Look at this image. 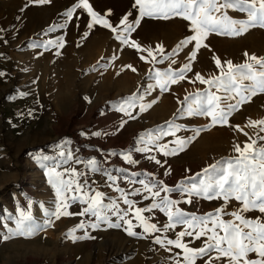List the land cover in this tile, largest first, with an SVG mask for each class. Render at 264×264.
Masks as SVG:
<instances>
[{
  "label": "snow or ice",
  "instance_id": "obj_1",
  "mask_svg": "<svg viewBox=\"0 0 264 264\" xmlns=\"http://www.w3.org/2000/svg\"><path fill=\"white\" fill-rule=\"evenodd\" d=\"M50 2L51 0H29V3L35 4ZM133 7L138 8L139 13L134 21H129L131 13H128L117 25H113L105 16L93 10L89 0H77L63 14L66 17L64 24L52 25L47 31L52 32L57 27H66L79 9L90 17L87 24L89 31L84 33L83 38L89 35L94 26L99 25L110 30L113 38L121 45L135 49L138 53H147V55L141 54L139 59L153 65L146 75L154 83H148L143 92L138 90L123 98L116 107L117 111L130 119H136L132 109L138 107L139 112L143 113L152 107L156 101L145 103L144 99L157 88L160 92H168L171 85L184 80L193 84L198 82L205 86L203 89L186 94L182 100L178 99L177 103L180 107L173 114V119L155 129L141 133L137 139L139 146L134 150L148 153L146 159L164 167L166 161L150 154L154 149L164 157L177 155L184 151L202 131L211 127L231 126L247 139L242 147L238 142L233 143L234 155L215 160L202 168L200 172L184 177L175 186L167 185L154 173L149 172L144 174L148 179L129 181L130 184L139 183L141 187L125 191L116 184L117 177L101 169L96 159L84 162L85 167L92 172H106L108 181L111 182L108 186L119 193L118 198L106 196L105 193L92 188L84 172H78L74 167H63L70 161L81 163V160L71 151L61 150L58 153L60 159L38 155L36 159L42 164L44 161L52 162L51 166L45 165V167L48 183L55 192L54 210L45 209L47 219L43 223H37L31 211V201L27 210L17 205L15 217L7 214L3 218L13 220L15 224L14 228H8V235H5L3 239L7 240L14 235H34L42 228L50 227L53 217L59 220L61 217L78 215L94 219L81 220L65 233L73 242L94 238L89 236L87 229L95 230L103 224L110 228L123 226L128 236L141 238H148L158 233L174 232L177 227H180L181 230L175 232L174 239L168 238L167 235H155L153 238L154 244L171 254V264H198L200 261H203V264H264V135H261L264 133V118L247 120L245 127L255 129L252 135L244 132L239 125H230V117L240 111L242 105L251 102L258 94H264V57L246 51L243 53L244 62L236 64L232 60L222 61L213 53L212 60L218 74L205 77L196 72L194 77L188 76V73L193 71V64L197 62L200 50H211L205 43L210 34L238 37L250 29L264 28V0H135ZM230 12L241 13L244 18H235L229 14ZM145 17L163 20L180 17L189 23V31L192 34L168 52L161 44H157L155 49L144 48L131 37ZM190 45L187 62L179 68H174L173 65L177 61L171 58L179 55L182 49ZM32 46L43 47L45 50L52 47L62 49L65 41L63 37H60L47 39ZM55 54L61 53L57 51ZM103 59L101 57V60ZM166 61H170L167 68L154 67ZM107 66V64L101 65L98 60L91 70L95 71L98 67L107 68ZM125 67L134 73L137 71L132 65L123 66L121 71ZM5 75L6 73L0 71V77ZM180 117H206L209 119V124L192 129V136L181 137L177 134L187 129L185 125L175 122ZM125 123L127 121H121L120 127H123ZM93 135H100V133H93ZM167 137L173 139L165 140ZM161 141L164 142L161 143ZM62 143L67 144L68 141ZM56 147L59 148L60 145ZM110 155H120L128 164L138 163L132 159L129 152L110 153ZM62 167L63 170H59ZM116 171L123 173L127 170L116 169ZM164 174L170 175V169H166ZM136 175L137 173H131L133 177ZM173 193H178L181 199L173 198ZM130 196L150 200V203L143 207L137 206L138 202L130 199ZM197 199L221 200L223 203L213 211L203 214L189 213L180 207L181 204H192ZM233 201L236 202L237 207L228 211ZM120 202L126 207L121 208ZM76 203L82 205L80 212H70L69 208ZM40 207L44 208L43 204ZM253 211L260 215L255 218L246 215ZM157 213L166 217V221L162 224L157 220ZM112 217H116L115 222ZM225 217L230 218L225 219ZM153 220L157 222H152ZM4 226L7 227L6 224ZM135 228H140L142 231L137 232ZM79 230H85L84 234L77 236L76 233ZM202 238L200 247L190 246ZM173 249L180 251L173 252ZM250 254H254L255 258H250Z\"/></svg>",
  "mask_w": 264,
  "mask_h": 264
},
{
  "label": "rangeland",
  "instance_id": "obj_2",
  "mask_svg": "<svg viewBox=\"0 0 264 264\" xmlns=\"http://www.w3.org/2000/svg\"><path fill=\"white\" fill-rule=\"evenodd\" d=\"M77 0H51L47 4L29 3V0H0V36L7 37L10 35L8 21L11 20L12 13L22 12L31 13L34 16L35 24H32V40L41 37L43 41L47 39H57L63 37L65 47L75 55H79V75L76 77L77 94L73 97L46 98V105L54 112L52 127L39 130L40 138L38 143H33L24 147L17 157H14L12 143L8 136H3L0 140L5 146L6 157L14 163L11 165L19 169L20 176L11 181L4 182L0 186V203L1 199L13 189H18L26 184V173L34 168L31 166L32 159L39 156H49L60 159L57 152V145L62 146L63 141H68L73 145L75 157L81 160L76 165L79 172H84L89 184L97 191L105 193L106 196L118 198L119 193L108 186L107 173L117 177L116 184L130 191L132 188H139V183L130 184V180L148 179L144 174L154 173L156 177L163 180L169 186H175L184 177L194 175L200 172L202 168L219 160L221 157L234 155L232 151L233 143H240L241 147L247 139L241 132L236 131L231 126H214L206 131H202L184 151L177 155L164 157L155 149L150 153L162 161H166L164 167L156 165L153 161L146 159L148 153L136 152L135 147L137 139L141 133L149 129H155L157 126L165 124L166 121L173 119V114L180 105L177 100L197 89H203L205 86L197 83H189L188 80L181 81L178 84L171 85L168 92H160L157 88L151 95H146L144 102H156L147 111L140 113L138 107L132 109L136 119H130L123 113L116 110L119 102L131 95L133 92H143L148 83H154L147 78L146 73L153 65L139 59L141 54L147 55L146 52L138 53L135 49L123 46L119 41L113 38L110 30L104 29L97 25L89 32L86 38L84 33L89 31L87 24L90 17L83 10H77L74 17L67 23L66 27H57L55 31H47L52 25H62L66 17L63 15L71 8ZM93 10L98 14L105 16L110 23L117 25L119 21L128 13L129 21H134L138 16V8H134L135 0H89ZM235 18H244L241 13L230 12ZM79 17V19H76ZM189 23L180 17L171 19H152L145 17L141 20L140 25L132 34V39L137 41L144 48H153L157 44L163 45L166 52L171 51L185 37L191 35ZM206 44L210 49H201L198 53V60L193 64V71L188 73L189 77H194V73L199 72L205 77L218 74V70L212 60L213 53L222 61L232 60L233 63L239 64L244 62V52L264 57V28L250 29L238 37H227L216 34H210ZM79 44V46H77ZM191 50L182 49L179 55L172 57L177 63L174 68H179L187 62L186 57ZM101 57L104 59L101 60ZM113 57H115L113 59ZM101 65L107 64V68L98 67L92 71V67L97 61ZM158 64L156 68H167L168 63ZM125 65H132L137 69L134 73L129 68H121ZM119 73V74H117ZM10 89L1 92L0 103L8 100L11 93ZM264 118V94H258L253 97L252 101L242 105L241 110L230 117V125H239L244 132L252 135L255 129L245 127L247 120ZM121 121H127L120 127ZM176 123L185 125L187 131H181L178 136L189 137L193 135L192 129L201 128L209 124L206 117H180ZM83 133V135H82ZM100 133V135H93ZM264 135V133H261ZM167 137L165 140H171ZM164 141H161L163 143ZM129 152L132 159L138 161L132 165L126 163L120 155H110V153ZM59 157V158H58ZM96 159L101 169L105 171L92 172L85 167L89 159ZM50 166L51 161H45ZM43 168H44V164ZM64 166V165H63ZM11 169V167H10ZM116 169H125L126 172H118ZM170 169V175L165 176V170ZM25 172V173H23ZM131 173H137L135 177ZM83 179V177L81 178ZM37 193V192H35ZM173 198L181 199L178 193H173ZM35 197V195H32ZM32 197V200H34ZM39 198V195H36ZM130 199L137 201V206L143 207L150 203L141 197L130 196ZM107 202V201H105ZM221 200H203L197 199L192 204H181L186 212L203 214L213 211L221 206ZM121 208L126 206L120 202ZM237 204L235 201L228 208L232 211ZM148 215V214H145ZM252 218L260 215L253 211L246 214ZM157 220L162 224L166 217L157 213ZM230 217H225L229 219ZM94 219L90 217H81V220ZM115 222L116 217H112ZM152 222H157L153 220ZM135 223V220H133ZM98 231L88 232V239H80L77 242L81 244L80 254L66 255L59 258L56 264H80L82 254L87 255L86 264H171V254L153 243L155 235H167L168 238H175V232L181 230L177 227L174 232L164 234H153L148 238L130 237L121 228H110L106 224L101 225ZM137 232L142 229L135 228ZM189 240L191 238H185ZM203 238L195 241L190 246L200 247ZM180 250L173 249V252ZM250 258H255L250 254ZM203 264V261L198 262Z\"/></svg>",
  "mask_w": 264,
  "mask_h": 264
},
{
  "label": "crops",
  "instance_id": "obj_3",
  "mask_svg": "<svg viewBox=\"0 0 264 264\" xmlns=\"http://www.w3.org/2000/svg\"><path fill=\"white\" fill-rule=\"evenodd\" d=\"M12 14L11 20L8 21L10 35L0 36V71L6 73L4 77H0V97L2 91L10 89L11 93L8 100L0 103V140L4 135L8 136L10 144L13 145L14 157H17L24 147L38 143L39 130L44 128L43 124L47 126L46 129L55 124V114L47 107L46 98H73L77 94L75 84L80 63L79 55H74L65 46L62 49L52 47L47 50L43 47H33L32 45L43 42L41 37L36 40L33 37L32 40L30 26L35 24L34 16L22 12ZM57 51L61 54L56 55ZM73 149V145L69 143L62 144L57 148L55 155L65 150L71 151L75 156ZM11 162L14 163L6 157L5 146L0 142V186L20 176L19 169L12 166ZM72 162L63 167L76 168ZM31 163L34 169L26 173V184L11 190L1 199L0 264H56L60 256L75 253L79 255L82 249V243L77 240L73 242L65 235L81 221V216L78 215L61 217L59 220L53 217L50 227H44L34 235H14L7 240L3 239L8 235V228L15 227L13 220L3 218L7 214L15 217L17 205L27 210L31 201V211L37 223H43L47 219L45 209L54 210L55 192L48 183L47 168H43L36 157ZM43 164L50 166L45 164V161ZM63 167L59 170L62 171ZM36 195H39V198ZM41 204L44 208L40 207ZM81 207L79 203L72 204L69 211L78 213ZM98 229L89 228L87 232ZM84 231L79 230L76 235L81 236ZM82 257L80 264H86L87 255L82 254Z\"/></svg>",
  "mask_w": 264,
  "mask_h": 264
}]
</instances>
